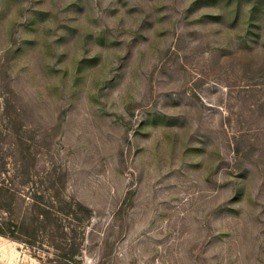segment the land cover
<instances>
[{
	"label": "rangeland",
	"instance_id": "1",
	"mask_svg": "<svg viewBox=\"0 0 264 264\" xmlns=\"http://www.w3.org/2000/svg\"><path fill=\"white\" fill-rule=\"evenodd\" d=\"M20 153L90 209L79 264H264V0H0Z\"/></svg>",
	"mask_w": 264,
	"mask_h": 264
},
{
	"label": "trees",
	"instance_id": "2",
	"mask_svg": "<svg viewBox=\"0 0 264 264\" xmlns=\"http://www.w3.org/2000/svg\"><path fill=\"white\" fill-rule=\"evenodd\" d=\"M41 163L30 153L0 155V235L51 253L52 264H79L91 211L67 193L64 170Z\"/></svg>",
	"mask_w": 264,
	"mask_h": 264
}]
</instances>
